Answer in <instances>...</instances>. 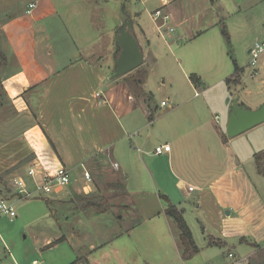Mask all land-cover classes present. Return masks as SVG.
<instances>
[{"label": "crops", "instance_id": "1", "mask_svg": "<svg viewBox=\"0 0 264 264\" xmlns=\"http://www.w3.org/2000/svg\"><path fill=\"white\" fill-rule=\"evenodd\" d=\"M68 1L78 6L89 2L87 4L103 11L107 7L110 11L114 9L110 0H30L28 7L36 4L30 13L32 17L21 15L20 19L3 26L10 43L7 49L18 56L20 65L0 69V80L11 96L10 105L18 107L15 113L20 112L30 123L20 125L19 129L17 124L14 129L6 125L0 127V176L25 162L26 179L16 176L12 185L16 186L17 180L40 184L60 167L69 170L72 182L61 192L51 194L36 193L35 187L31 190L30 197L62 202L60 205L65 209L60 234L35 248L34 256L40 257L41 262L37 258L31 262L26 253H19L12 242L1 237L0 264H53L50 259L61 254L65 256L58 258L57 264L69 254L73 258L65 264H100L101 260V264H113L119 251L130 250L129 246L141 250L150 246L160 249L165 257L162 264H194L204 248H199L200 253L191 260L183 258L180 231L166 214L169 202L183 211L197 244L194 228L186 216L191 203L199 208L209 198L223 200V186L232 179H247L250 195L255 197L256 203L259 196L250 177L245 175L234 144L264 123L235 138L228 137L227 126L235 103L256 111L264 105V100H253L251 93L244 91L246 69L238 66L232 56L231 42L225 40L226 23L202 18V8L219 0H124L121 15L105 16L97 21H82L85 18L80 15L79 20L71 21V16L63 12ZM232 1L241 4L244 0ZM58 2L63 4L58 5ZM159 9L170 16L168 25L173 31H167L166 39L151 17ZM124 13L129 14L127 18L133 21L136 31L139 30L134 35L143 49L144 63L114 78L122 51L118 38L126 23L122 22ZM144 14L150 17L152 24L142 21ZM56 15L61 21H51ZM62 17L69 19L62 21ZM19 29L21 33L17 32ZM43 34L46 41H52V50L56 39L61 38L65 44L91 57L104 56V60L94 66L86 60L77 61L61 71L52 65H28L26 58L37 55L39 37ZM252 47L249 45L244 55L249 54ZM62 57L66 60L79 58V55ZM260 59L256 75L261 74L263 59ZM113 65L114 72H111ZM236 78L240 80L235 82ZM161 79L159 84L155 83ZM87 81L90 86L98 85L95 94L99 99H94V95L93 100L86 98L85 93L79 92L75 96L73 89L81 90ZM56 87L67 91L61 123L55 116H48L56 113L53 109L46 113L47 124H40L41 117L35 116L41 115L40 106H54ZM103 87L108 90L98 92ZM164 101L167 105L162 107ZM225 111L226 118L223 117ZM163 145H170L171 151L157 155L156 148ZM256 169L258 173V166ZM31 170L35 176L30 175ZM258 176L264 177V174L258 173ZM4 177L7 181L13 175ZM190 187L194 190L190 191ZM83 193L88 198L94 194L93 207L81 208L77 204ZM31 201L24 200V203ZM120 208L125 214L120 213ZM233 214V210L226 214L222 211L221 221L239 234H232L230 229V232L222 230L221 234L209 233L207 248L211 249L209 240L212 238L226 243L235 241L240 248L243 240L258 241L253 235L245 234L249 231L230 225L231 222L240 226L249 224L254 227L249 233H255L259 226L257 218L243 220L240 213ZM51 217H54L52 211ZM6 233L2 227L0 235ZM60 238L62 242L51 246ZM124 239L128 243L122 241ZM207 257L198 264L212 261L211 255ZM142 260L141 264H157L144 252Z\"/></svg>", "mask_w": 264, "mask_h": 264}, {"label": "rangeland", "instance_id": "2", "mask_svg": "<svg viewBox=\"0 0 264 264\" xmlns=\"http://www.w3.org/2000/svg\"><path fill=\"white\" fill-rule=\"evenodd\" d=\"M1 23H0V69L5 68V66H19L20 62L17 58L18 56L12 54L11 51H8V47L10 44L8 41V35L5 30H3V26L5 24H10L9 21H16L20 19V16H24L25 18L32 17L29 13L28 4L30 0H1ZM112 1V6L114 9L111 10L110 7H107L106 10H99L93 7L91 4H87L89 2L82 3V6H78L77 4H73L71 1H68L67 5L64 6L63 12L69 14L71 17L70 20H76L79 15L81 18H85L82 21H97L101 17H109L112 18L114 15H121V12L124 10V0H110ZM58 5L63 4L57 3ZM223 9H222V8ZM62 10V6H59ZM221 8V9H220ZM60 10V14L61 11ZM126 12V11H125ZM202 13V18L204 21H223L226 23V28L228 32V37H225V40L231 42V51L232 56L237 60L238 66L244 67L245 77L243 78L244 91H248L250 94V98L255 100L263 99L264 100V54L261 56L260 61L263 59V63L261 64V74L256 75V68L250 66V58L249 54L244 55L247 47L249 45L256 44L257 42H264V0H244L241 4H235L232 0H219L218 2L210 3L209 5L202 8L200 11ZM125 14V13H124ZM129 14H125L122 22H128ZM133 16V15H132ZM69 18L62 17V21H67ZM73 19V20H72ZM51 21H61L59 17L56 19H51ZM142 21L146 23H151V19L147 14L142 15ZM135 22V21H134ZM122 23V24H123ZM121 24V26H122ZM134 29L133 34H137L139 30L136 31V27ZM27 32L30 31V27L26 28ZM18 33H21L20 29L17 30ZM40 36V35H39ZM136 36V35H135ZM39 37V47L36 56L32 58L27 57L28 65H38L42 67L54 66L58 70H62L67 65H73L77 61L86 60L92 64V66L101 64V61L104 60V56H100L98 54H94V56H89L85 54L83 50H78L65 42L60 38L56 39L54 42L55 48L52 50L50 47L52 46V41H46V38ZM30 45V42H27ZM115 47V46H114ZM116 50V47H115ZM74 53L79 55V58L70 57V59H64L65 54L73 55ZM106 59V58H105ZM75 61V62H74ZM260 64L258 65V67ZM114 65L111 66V72H114ZM235 82L240 80V78L234 79ZM156 80L155 83H160ZM89 81H87L86 85L81 88V90H74L76 92L75 96H78L77 93H85L86 98H90L93 100L92 95H94V99H99L96 97L97 87L98 85L94 84V86H90ZM108 90L107 87H103L102 89H98V92ZM67 91L61 88H57L54 90V106L48 107L46 105L40 106V114L38 116L34 114L35 117H41L40 124H47V112L52 111L53 109L56 113L52 112V114L48 115L50 117H54L58 122L61 123V119L63 117V110L65 108L64 101L67 98ZM98 94V93H97ZM11 96L8 91L5 90L4 85L0 80V127L1 126H10L8 129H14V126L17 124L18 129L20 125H28L29 120H25L24 116H21L20 112L15 113L18 107L12 106L11 104ZM160 101V99H159ZM89 109H92L89 105L87 106ZM88 109V110H89ZM44 112V114H42ZM90 112L87 113V119H91ZM31 119V116L28 115ZM223 117H227V112L223 113ZM57 123V122H56ZM229 137V136H228ZM230 138V137H229ZM234 146H237L238 152L240 154V160L244 165L245 175L250 177L253 187L256 188V192L258 193V202L260 201V206L255 207L258 204L255 201V197L250 195L249 190L251 186L249 182L244 180H236L232 179L229 182L224 184V188L222 191L221 198L223 200L218 201L216 199L209 198L204 205H201L199 208L191 203V208L187 213V218L189 222L192 224V227L195 231V237L199 248H204V252L202 251V255L197 257L194 264H198L200 262L203 263L204 257L207 255H211L212 261L208 264H264V177H259L258 173L264 174V125L254 129L246 136H243L240 140H237ZM262 156V169H258L257 173V163L255 162V155ZM239 159V158H238ZM236 158V160L238 161ZM25 162L23 164H19L16 168L6 172L8 175L11 174L13 177L6 181L5 174L0 176V199H6L15 203V207L17 210L18 218L13 220L12 222H6L5 219L0 221V229L2 232V227H5L6 234L0 235V242L3 238L8 242H12L14 247L18 249L19 253L22 251L27 254V258H30V261L33 262L35 258H37L40 262L41 259L37 255L34 256L35 248L46 245L49 239H53L57 235L60 234V230L64 228L62 223V213L65 212L62 202H52L50 199H46L44 197H22L16 190V187L12 185V179H15L16 176H21L26 179V169ZM28 164H26V167ZM34 184V185H33ZM29 191L32 190L33 187H37L36 184L32 181H28ZM33 185V186H32ZM250 188V189H249ZM11 190L10 192H8ZM86 194H81L78 199V205L81 208H90L93 207L94 204V194L93 196L84 197ZM88 196V195H87ZM44 200L36 201V200ZM24 200H32L31 202L24 203ZM23 203H22V202ZM102 200H100L101 202ZM20 202V203H19ZM77 202V201H76ZM100 202L98 205H100ZM18 203V206L16 204ZM234 212V216L238 213L241 214L242 219L250 220L249 218L256 217L258 220V228L255 233H249L252 231V227H249V224L240 226L238 223L231 222L230 225L235 228L243 229L248 236L253 235L255 238H258V241L246 240L243 242L242 247L238 246V244L234 242H222L220 239L212 238L210 239V244L212 246L211 249L207 248L209 246L208 242V234H221L222 230H227L233 232L232 234H239L236 229L232 227H225L224 223H222L221 212ZM235 210V211H234ZM51 211L54 217H51ZM120 213L125 214V210L120 208ZM76 222L75 218L73 219ZM3 222V223H1ZM62 227V228H61ZM252 228V229H251ZM230 229V230H228ZM8 234V235H7ZM250 234V235H249ZM62 235V234H61ZM2 237V238H1ZM254 238V239H255ZM63 239L60 238L58 241L51 243V246L54 244H59ZM128 243L127 240H122ZM51 246L47 247L49 249ZM130 250L122 249L119 251V255L113 258V264H141L143 258V252L148 259L157 264H162L164 258V254H160V249L155 248L154 246H150L147 249H136L129 246ZM164 253V251H163ZM170 253V251H169ZM229 254H233L234 258H229ZM64 254L59 256L52 257L50 259L51 263L57 264L58 258L64 257ZM73 255H67L64 259H61V264H65L72 260ZM170 257H167V259ZM208 258V257H207ZM103 260L100 261V264ZM141 262V263H140ZM33 264V263H31ZM178 264V262H177Z\"/></svg>", "mask_w": 264, "mask_h": 264}, {"label": "built area", "instance_id": "3", "mask_svg": "<svg viewBox=\"0 0 264 264\" xmlns=\"http://www.w3.org/2000/svg\"><path fill=\"white\" fill-rule=\"evenodd\" d=\"M30 10L29 13L32 12L33 9L36 8V4L32 3L30 4ZM152 20L155 26L157 27L159 33L161 36L166 39V33L167 31L172 32L173 29H171L168 25L170 16L162 9H159L155 11L152 15ZM264 53V43H256L254 47L250 49L249 55L252 58L250 66L253 68H256L257 62L261 58V56ZM99 95V94H98ZM167 105V101L162 102V107H165ZM170 145H163L156 148V154L157 155H163L165 153H168L171 151ZM118 166V165H116ZM31 176H35V172L33 170L30 171ZM87 178H90L89 174H86ZM72 182V177L69 172V170L65 167H60L56 173L52 176H46L42 183H35L37 187H35L36 193H45V194H51L53 192H61L66 187H68ZM15 187L17 188V192L20 195L30 197L33 193L32 191H29V186L24 180H17L15 181ZM33 189V190H34ZM194 188L190 187V191H193ZM17 210L14 205L9 200L2 199L0 200V221L2 219H8V220H15L17 218ZM229 258H234L233 254H229Z\"/></svg>", "mask_w": 264, "mask_h": 264}, {"label": "water", "instance_id": "4", "mask_svg": "<svg viewBox=\"0 0 264 264\" xmlns=\"http://www.w3.org/2000/svg\"><path fill=\"white\" fill-rule=\"evenodd\" d=\"M133 26V21L130 19L120 29L118 41L122 51L117 59L114 78L126 75L144 63V52L132 32ZM263 123L264 105L260 109L252 111L235 103L234 111L229 118L227 134L230 138H235Z\"/></svg>", "mask_w": 264, "mask_h": 264}, {"label": "trees", "instance_id": "5", "mask_svg": "<svg viewBox=\"0 0 264 264\" xmlns=\"http://www.w3.org/2000/svg\"><path fill=\"white\" fill-rule=\"evenodd\" d=\"M223 35L225 37H228V32L225 26L223 27ZM236 74L239 75V67L237 65H236ZM261 155H264V154H261ZM261 155L256 156V163H257L258 169L260 170L262 169V166H263ZM166 214L174 220V222L176 223L180 231V241H181L183 258L185 260L193 259L194 256L200 253V249L194 240L192 231L184 217L183 211L179 210L177 206L169 202V205L166 210ZM243 242L245 241L243 240Z\"/></svg>", "mask_w": 264, "mask_h": 264}]
</instances>
